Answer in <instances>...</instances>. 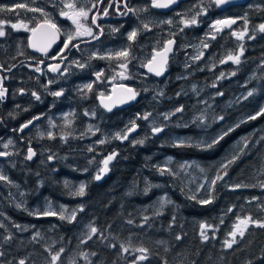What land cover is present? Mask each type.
<instances>
[{
    "label": "flooded vegetation",
    "instance_id": "flooded-vegetation-1",
    "mask_svg": "<svg viewBox=\"0 0 264 264\" xmlns=\"http://www.w3.org/2000/svg\"><path fill=\"white\" fill-rule=\"evenodd\" d=\"M48 1L32 0L38 4L32 5L30 9L41 11L29 9L27 11L29 14L25 17L23 14L16 16V10L11 9L9 5L5 7L6 0H0V9H4L0 11V21L3 22L0 23V28L5 32V35L0 37V78H3L2 85L7 90L5 97L0 99V118L12 119L11 127L6 129L9 136L5 137V140L12 139L17 156L16 167L20 169L19 173H14L12 170L13 178L23 184L22 188H25L23 191L27 194L28 200L31 198V203L35 194V182L38 183L37 191L43 194V199L50 197L48 190L50 187L58 189L62 195L70 194L78 199L85 197L92 183L112 181L114 162L109 163L108 171L102 174L100 180L95 179L100 173V167L101 169L104 167L102 159L116 152L119 157L122 149L136 145L138 141L153 144L155 150L152 153L156 152V155H160L159 151L164 150L166 146H200L190 141L165 143L163 140L171 131L187 135L197 129L195 121L190 116L193 108L188 99L192 96H186V93L179 95V89L192 85H210L209 88H212L217 75L219 78L216 85L221 96L219 99H224L225 95L229 94L228 99L224 100L235 97L236 108L250 104L251 111L245 114L244 118L255 116L256 118L253 119L255 125L252 129L256 132L260 129L257 118L259 116L264 118V114L257 115V113L264 109V32L259 30V25L264 24V0H227V3L220 6H217L214 0H176V3L167 8L152 7L151 0H63V2L58 0L55 3L58 8H52L53 4L46 3ZM66 3H75L77 9L80 7H84L85 10L91 9L88 19L81 20V23L91 27L94 36L98 38L89 35L79 36L61 52L67 34L76 30L70 19L60 15L62 10L69 15L72 14L71 9L64 7ZM125 3L134 11H127L124 7ZM105 10L107 15H104ZM198 12L201 14L197 15ZM194 15L197 24L186 27L182 20L191 19ZM93 16L96 17V25L99 27L92 24ZM45 18L52 20L60 29L58 41L49 48L47 55L30 46V38L33 35L30 29L41 24ZM218 20H234L235 23H231L230 26L218 25L221 30L215 31L212 25ZM168 21L172 23L169 24ZM13 24L17 25V28H13ZM145 24L148 25L147 29L144 28ZM113 29L118 30L113 31ZM133 30L137 31V35L134 40H129L128 35ZM245 30L243 39L233 35ZM169 40L174 43L169 45L172 50L167 56L166 72L160 76L148 72L149 61L164 49ZM47 42L46 40L38 45L43 46ZM73 44L79 47H72ZM205 44L208 46L205 47ZM113 46L121 51L127 50L129 53L127 59L122 61L111 59L109 55L113 52L108 50ZM241 46L243 55L240 56V63L237 64L229 60L228 56L230 53L239 54ZM227 47L228 51H226ZM92 48L98 50L96 55L99 56H87ZM146 54L149 57L143 59L142 76L155 84L171 87L169 97L172 98L166 102L170 106L166 109V114H170V117L165 119V112L161 107V113L164 115L163 123L151 124V126H148L143 117L146 115L148 104L153 105V103L148 99V95L141 94L134 82L122 78L121 73L125 77L126 68L120 67L121 64L128 63L131 68H138V59L133 57ZM54 56L57 58L52 59ZM197 56L200 58L196 59ZM40 61L43 63H39ZM86 62H88L86 67L76 69L74 73L75 68L73 71L72 63H77L79 66ZM57 64L60 65L59 70L50 71V66ZM36 67L41 71L37 72ZM116 67L121 69V72H116ZM73 73L76 75L70 80ZM97 73H101L99 78ZM79 81L87 82V85L91 82V90L85 87L76 95L73 87L74 83ZM115 85L135 88L137 100L126 107H117L109 111L101 105V100L111 96ZM213 90H216V87ZM57 91H62L63 94L59 97L51 94ZM248 91L253 94L248 96ZM33 92L40 97L39 100L32 95ZM82 92L85 95H82ZM177 108L183 110L177 112ZM65 109L68 110L67 114L62 112ZM187 109L189 114L185 113ZM58 113L60 116H57ZM132 116H135V119L131 123ZM36 117L40 119L30 128L21 130L24 124ZM50 117L52 123L56 124L50 125L48 122ZM124 120H127V123ZM222 120L224 122V119ZM169 123H173L174 126H169ZM55 125L61 127L55 128ZM91 125L97 127L96 133L88 132ZM182 125L187 126L181 127ZM221 125H217L218 132L219 129L222 131ZM40 126L47 128L43 142L51 150L58 152L57 157L47 154L41 157L39 149L41 142L34 141L30 135ZM115 127H119L120 130L115 134L112 132L111 138L108 133ZM155 127L162 128L163 131L156 135L152 131ZM131 129H136L133 135L130 133ZM51 132L54 135L50 138ZM118 133L121 137L127 134V139L117 138ZM3 141L4 138L0 135V150ZM138 145L144 146L142 143ZM29 147L35 151L36 157L33 160L26 159ZM81 153L83 156L77 157ZM67 154H72L73 157H68ZM91 154L94 159L87 158ZM0 159L6 161L7 155ZM39 167L41 169H38ZM82 181L85 182V194L75 195ZM42 183L48 185L42 186ZM22 208L27 207L22 206ZM31 209L32 213L34 208ZM29 221L28 225L31 226L29 230H33L38 220L32 218ZM23 225L17 222L12 224L15 230L8 224L6 227L21 234Z\"/></svg>",
    "mask_w": 264,
    "mask_h": 264
},
{
    "label": "trees",
    "instance_id": "trees-1",
    "mask_svg": "<svg viewBox=\"0 0 264 264\" xmlns=\"http://www.w3.org/2000/svg\"><path fill=\"white\" fill-rule=\"evenodd\" d=\"M228 97L229 94L224 99ZM250 111V104L243 105L242 108L234 105L228 107L223 112V130L218 132V136L215 133L210 135L219 142L207 150H200L197 146L174 145L162 150L164 154L173 155L178 162L189 159L201 161L215 178L218 174H225L222 165L236 157L228 165L223 181L216 182L211 192L204 197L191 191L190 193L188 186L177 173L169 170L161 174L159 169L167 168L157 167L162 163L159 162L158 155L152 153L155 146L147 144L145 147L131 145L125 150L122 149L114 163L112 181L92 183L85 197L78 199L70 194L62 195L58 189L50 187V197L43 199V194L37 191L38 183L35 182L32 203L44 204L48 201L55 205L66 202L67 205H74L77 202L83 205L84 211L77 220L93 222L98 229L84 248L115 264H264V228L249 223L243 238L237 235L236 244L231 248L224 246L225 239H231L228 233L234 221H237L236 218L250 216L252 220L264 222V189L261 187L264 184V118H257L260 129L256 132L252 129L255 120L244 118ZM11 123L10 117L0 118V135L3 138L9 136L6 129L11 127ZM214 129H218V126L210 129L209 133ZM225 133L227 134L224 135ZM221 136L223 139H219ZM9 176L14 179L12 171ZM150 179L160 182L164 190L153 189L147 192L146 183ZM46 184L48 185L42 183V186ZM20 185L23 184L20 182ZM237 185H240L239 189H231ZM161 192H165L168 201L162 213H144L156 195L160 197ZM13 194L9 189L6 190L0 180V203L6 205L10 220H3L0 234L11 237L7 241H22L27 245V240H23L20 232L8 231L5 224H29V219L32 218L38 220L32 231L41 229L45 232L51 227V233L62 237L61 240H65L67 236L75 239L73 231L76 234L79 232L78 228H74L76 221L69 222L67 217L61 219L57 215H42L43 211L31 213L27 208L12 204ZM192 196L196 199H190ZM204 199H211V203L198 202ZM145 217L148 219L145 220ZM129 220L132 223H128ZM202 223L212 226L207 229V241H203L200 236ZM3 228L7 229L3 231ZM177 236L181 239L178 240ZM109 239L113 241L112 244L108 242ZM39 241L41 239L34 238L35 243L32 245H43ZM119 244L129 245L134 249L146 248L148 251L123 252ZM2 245L10 247L3 256L4 261H7L11 249L14 251L13 258L21 254L20 245ZM137 255H146L147 259L139 260Z\"/></svg>",
    "mask_w": 264,
    "mask_h": 264
},
{
    "label": "rangeland",
    "instance_id": "rangeland-1",
    "mask_svg": "<svg viewBox=\"0 0 264 264\" xmlns=\"http://www.w3.org/2000/svg\"><path fill=\"white\" fill-rule=\"evenodd\" d=\"M57 1L58 0H49L46 3L53 4L52 8L54 7L58 8L57 6H55V3ZM4 3L6 4L5 7L9 5L11 9L16 10V16L23 14V16L25 17L28 16L29 13L27 11L30 9V7L32 5L38 4L37 2H32V0H8V1L6 0V2ZM21 4L25 5V7L23 8L18 7V5H21ZM81 31H83V29H81ZM72 33H75V32L72 31ZM228 49L229 48L227 47L226 51H228ZM108 51L113 52L109 56L111 59H114V60L122 61L124 59H127L128 57V56L127 57H116L115 54L117 52H121V50L117 49L115 46L111 47V49H109ZM96 53H98V50H96L95 48H92V50L88 53L87 56L89 57L99 56V55H96ZM148 57H149L148 54L137 55L133 57V58L138 59L139 66L138 68H131L130 65L126 63L127 67L126 69H124L125 71L124 75L125 77H127L126 79L129 82H134L136 84L141 94L148 95V99L153 103V105L148 104L146 114H149V115H148V118L145 119L147 121L148 126H151V124L158 125L160 123H163L162 116L166 114V111H167L166 109L170 107L169 104H167L166 102H169L172 98L169 97V89L171 90V87L165 84H155L148 78L144 79V77L142 76L144 73V71L141 69L143 66L142 62L144 58H148ZM87 63L88 62L83 64L85 65L84 67L87 66ZM93 66L95 67L94 64ZM71 67H72V70L73 68H75V71L73 70L74 73L76 72V69L84 68V67L83 68L79 67L77 63H72ZM120 70L121 69L117 68L116 72H121ZM74 73L71 75L70 80L74 79L76 75ZM218 78L219 76L217 75L215 78L216 82H214L213 84L214 86H212V88H209L210 85H205V86L192 85L189 87H182L181 89H179V93H178L179 95L181 93H186L185 94L186 96L188 95L192 96V98L188 99L190 101V104H192V108H193V113H191L190 116L192 117V120L195 121L194 123L196 124L197 129H195V132H193L192 134L190 133L187 135H180V134L175 133L174 131H171V133H169L166 136L163 142L165 143L166 142L181 143V142H186V141L196 142L200 144V146H198V149L207 150L209 148L207 145L212 143L213 140H216V139H213L210 135H213L215 133L218 136L219 135L218 129H214L210 133H209V129L216 128L215 125L216 126L218 124L221 125V122H223L222 119H224L223 112L228 107L233 106L236 101L235 97L229 100H224V99L219 100L221 96L218 94V90H217L218 88L216 85V83H218L217 81ZM223 79L224 78L222 77L221 80ZM210 83H213V82H210ZM74 85L75 86L73 87V91L77 95L81 91H83V89L85 88V85H87V82L79 81L78 83L75 82ZM101 87L102 86H100V89ZM214 87H216V90H213ZM82 95H85V94L82 92ZM192 100H194V102ZM150 106H151V109H149ZM154 106H157V107H154ZM161 107H162V110H164L165 112L164 115L163 113H161V110H160ZM62 112L67 114L68 110L65 109ZM185 113L189 114L188 109ZM57 116H60V113H58ZM221 117L223 118L221 119ZM51 119L52 118L50 117V120L48 121L50 125L56 124V123H52ZM134 119H135V116H132L130 119V122L132 123ZM124 121H126L127 123V120H124ZM169 124H170L169 126H174L173 123H169ZM180 124H178V126H180ZM184 126L186 125H182L181 127H184ZM57 127L60 128L61 126L55 125V128ZM204 127L206 128L204 129ZM119 130H120L119 127H115L112 131L108 133V136L110 137L111 135V138H112V132H114L115 134ZM89 131L92 133H96L97 127L91 125L88 129V132ZM46 133H47V128L45 126H40L37 128V130L31 132L30 135L34 141L41 142V145L39 146L41 157H44L47 154L55 158L57 157L56 155H58V152L54 149L51 150L50 147H48L47 144L43 142L44 141L43 138L45 137ZM219 133H221L220 129H219ZM51 134L54 135V133L52 132ZM9 141L12 142V139L5 140L4 138V141H3V144L0 150V152L8 153L6 161L0 159V175L7 177V180H1L2 185L6 187V190L9 189L11 192L14 193L12 197L13 200L11 199L12 204L15 203L21 207L26 206L29 210H32L31 207H33L34 208L33 210L38 213H41L42 211L56 213L55 215L57 216H60V214L63 213L65 217H70L73 213H75V219L72 220L71 222L76 221L74 228L76 229L78 228L79 232H77L76 234V231H73V234H75V239H72V237L67 236L65 240H61L62 237H58L57 235H53L51 233L52 232L51 227L50 229L47 228L45 232L41 229L40 230L35 229L34 231H32V229L29 230L31 228L30 225L24 224L23 225L24 227L21 230V234L23 235V240H27L26 241L27 245H25L22 241L20 242L7 241V240H10L11 237L10 239H8L9 236L4 237L0 234V240H2V242H0V253H3V255H0V264H19L20 260H24L25 264H52V260H51L52 255L55 254L57 251H59L61 248L64 251L60 254V257L55 262V264H115L113 261H110L106 259L105 257L96 255L94 252L84 248V246L88 244L91 239H93L95 234L92 235L91 239H88V236L91 234L90 227H94L93 222H85V221L83 222L80 219L77 220V217L80 216L81 212L84 211L83 205H80L76 202V204L70 205L68 207L67 204L55 205L53 202H48V201L45 202L44 204L40 202L34 205V202L33 204L31 203V198H29V200L27 199V194L23 191V189L25 188H22V185H20V183H18L17 181H15L9 176V172H11L12 170H14V173H19L20 171V169L18 170L16 167L17 162H15V158L17 156L15 154L16 151L13 149V142L9 144L8 143ZM5 144L8 145L7 148L4 147ZM142 144L144 145L143 147L147 145L146 142ZM133 146L138 147L139 145L138 143H136V145H133ZM159 152L161 154L158 156L160 158V162L162 163V165L157 166V167L161 168L162 166V167L167 168L168 170L173 171L174 173H177L181 177V179L184 181V183L188 186L189 192L191 191L194 194H201L202 197H204V195L209 194L211 192V189L214 187V185H211V181L215 179V175H213V173H211L210 175L209 169L205 167L201 161L189 159L187 161L179 160L178 162L177 159L173 155L166 154V153L164 154V151H159ZM115 154L116 155L114 159L111 161L114 163L116 162V159H117V152ZM153 154L156 155V152H153ZM67 155L68 157H73L72 154H67ZM82 156L83 154L81 153V155L80 156L78 155L77 157H82ZM87 158L94 159L92 154L89 155ZM106 158L107 157L103 158L102 162ZM182 165H184L185 167H181ZM99 170H101V167ZM221 176L223 178L220 180H217L216 182L223 181L225 174H222ZM84 183L85 182L82 181V183L79 184V187L82 184L85 186ZM146 189H147V192L153 189L163 191L164 186L160 182H153V180L150 179V181H147L146 183ZM231 189H239V188L232 187ZM16 198H18L17 201H16ZM167 202H168L167 195L165 194V192H161L160 197L157 196L154 199V201H152L151 206L145 209L143 212L150 213V214L162 213V210L164 206L167 204ZM5 207L6 205H4L3 203H0V225L4 224V221H3L4 219L9 220L8 218L9 215ZM81 208H83L82 211H80ZM237 222L238 221H234L233 225L236 224ZM6 225L7 224H5V226ZM10 227L14 230L12 226ZM10 227H8V231H11ZM5 230L6 229H4L3 231ZM27 234H28V237L26 238ZM34 238L41 239V241L39 242L42 243L43 245H32L35 243ZM81 241H85V242L82 243ZM108 242L110 244L113 243V241L112 240L110 241V239L108 240ZM3 243H8L12 245H20L22 249L21 254L16 255L13 258L14 251L11 249L9 257L7 258V261H4L3 256L7 252V250L10 249V247L2 245ZM120 245L121 244H119V246ZM123 245L128 248V252L132 253L133 251H137V249L129 247V245H125V244ZM26 247H27V250H25ZM82 254H87V258L85 259V256ZM138 256L139 255H137V257Z\"/></svg>",
    "mask_w": 264,
    "mask_h": 264
},
{
    "label": "snow or ice",
    "instance_id": "snow-or-ice-1",
    "mask_svg": "<svg viewBox=\"0 0 264 264\" xmlns=\"http://www.w3.org/2000/svg\"><path fill=\"white\" fill-rule=\"evenodd\" d=\"M174 3H176V0H151L152 7H155V8H167L171 4H174ZM214 3L217 6H220L222 4L227 3V0H214ZM18 7L23 8V7H25V5L21 4V5H18ZM64 7L68 8V9H71L72 10V14L69 15L68 12H65V11L62 10L60 15L61 16H66L68 19H70L72 21V23L76 26V30H75V33H68L67 34V38L64 41V48L61 49V52H63L65 49H67L69 47V45L71 44V42L74 39H76L77 37H79V36H82V35L94 36L92 28L91 27H86L85 24L81 23V20L86 21L88 19L89 11L91 9L85 10L84 7H80L79 9H77L75 3H66L64 5ZM93 7H95V5H93ZM124 7L127 9V11H134V9H130V8L127 7V3L124 4ZM3 10L4 9H0V11H3ZM30 10L31 11H41L40 9H30ZM203 11L204 10L202 9L201 12H203ZM201 12H198L197 15H200ZM107 14H108L107 10H105L104 15H107ZM122 14H126V13H122ZM0 23H3V22L0 21ZM168 23L171 24L172 22L168 21ZM182 23L186 27L187 26H191V25H195V24H197L196 16L195 15L192 16L191 19H184V20H182ZM231 23H235V21L234 20L233 21H220V20H218V21L215 22V24L212 25V28L215 31H220L221 29L217 27L218 25L230 26ZM92 24L96 25V17L95 16L92 17ZM96 26L99 27V25H96ZM12 27L13 28H17V25L13 24ZM44 27H47L48 29L51 30L50 33H49L50 39L48 40V42L45 45H43V46H39V45H37V43L33 42L32 39L30 38V46L32 48H34L36 51H39V52L43 53L44 55H47L49 48L51 47L52 43L55 42V39L59 35L60 29L57 28L56 24L54 22H52V20H50L48 18H45V20L41 24H38L36 27L30 29V31L32 32L33 36H35L36 33L38 32V30H40L41 28H44ZM144 28L147 29L148 25L145 24ZM81 29H83V31H81ZM117 30L118 29H113V31H117ZM259 30L264 32V24L259 25ZM245 33H246V30H245V32H241V33H233V35H236L238 39H243ZM4 35H5V32H4L3 28H0V37H2ZM136 35H137V31L133 30L132 32L129 33L128 39L129 40H134ZM94 38H98V37L94 36ZM212 38L214 39L215 36H213ZM172 43H174V41L169 40L167 42L166 46L164 47V49L161 52L157 53V55H160L163 58L162 59V63L160 64V66L158 68L154 69L153 67H151L153 61H155V59H156L155 55L153 56V60L149 61V71L150 72L154 71L156 75H161L163 73V71L165 70V66L167 64V53L171 52V50H172L171 47H169V45H171ZM207 46L208 45L205 44V47H207ZM72 47H77L78 48L79 46L73 44ZM115 55H116V57H127L129 55V53H128L127 50H123L121 52H117ZM201 55H202V53H201ZM241 55H243V47L242 46H241V48L239 50V54L233 55V54L230 53L229 56H228V59L232 60L234 63L239 64ZM56 58L57 57H55V56L52 57V59H56ZM61 58L63 59V57H61ZM100 58H104V57H100ZM199 58H200L199 56L196 57V59H199ZM39 63H43V61H40ZM84 66L85 65H83V64L79 65V67H81V68H83ZM120 67L121 68H126L127 65L126 64H121ZM59 68H60L59 64L54 65V66H50V71L56 72V71L59 70ZM35 70L37 72L41 71V69L39 67H36ZM96 75H97V78H99L101 73H97ZM121 76H122V78H127V77L123 76V73H121ZM2 79L3 78H0V99H3L5 97V95H6V92H7V90L2 85ZM50 83H51V81H50ZM85 87L88 88L89 90H91L92 85L88 84V85H85ZM21 91H23V90H21ZM127 91L130 93V95L127 97V99H129V100L135 99V96L137 95V93L133 89H127ZM51 94L53 96L59 97V96H61L63 94V92L62 91H57V92H53ZM252 94H253L252 92H249L248 96H251ZM32 95L35 96L37 100L40 99V97L35 92H33ZM245 98H247V97H245ZM121 102H124V101H121ZM104 107L108 108L109 111L111 110V107L108 104H105ZM182 110H183L182 108H177L176 109L177 112H180ZM172 114H174V113H172ZM260 114H264V109H261V111L259 113H257V115H260ZM86 115H87V113H86ZM148 115L149 114H146L143 118L147 119ZM169 115L170 114H165V119H168ZM222 118L223 117H221V119ZM255 118H256L255 116L250 117V119H255ZM30 123H32V121L28 122V124H30ZM28 124L23 125L21 127V130H23L24 127H27ZM134 127H135V124L133 123V128ZM152 131L154 133H158V132L162 131V129L159 128V127H155V128L152 129ZM226 134L227 133H225L224 135H226ZM49 137L50 138L52 137L51 133H49ZM117 138L127 139V134H125L123 137H121L120 134L118 133L117 134ZM219 139H223V136H221ZM218 142H219L218 139L217 140H213L212 143L208 144L207 146L208 147H212L213 144L218 143ZM8 143L11 144L12 142L9 141ZM100 143H104V141H100ZM138 143H143V141H138ZM4 147L7 148L8 145L5 144ZM5 155H8V153L0 152V156H5ZM34 155H35L34 151L29 147L28 155H27L26 159L31 160ZM115 155L116 154L113 153V154L109 155L103 161L104 167L100 170V173H98L96 175V177H95L96 180H100L102 178V174L106 173L108 171V165L114 159ZM49 159H51V157H49ZM235 159H236V157L234 156L226 164L222 165V168L225 170V174H226V169H227L228 165L233 163L235 161ZM181 167H185V166L182 165ZM159 171L161 172V174H164L165 172H167L169 170L168 169H159ZM222 178L223 177L218 174L216 176V178L211 181V185H215L216 181L220 180ZM0 180H7V177L3 176V175H0ZM237 187H240V185H237ZM261 187H264V184H262ZM146 191H147V189H146ZM74 194L78 195V196H83L85 194V186L83 184L80 185L79 189ZM190 199H196V197L192 196V197H190ZM198 202L201 203V204H208V203H211V199H204V200H200ZM82 210H83V208L80 209V211H82ZM229 211H231V209H229ZM55 214L56 213H52V212H48V211H45L44 213H42V215H55ZM157 214H159V213H157ZM60 218L61 219H66V217L63 215V213L60 214ZM67 219H68L69 222L74 220L75 219V213H73L70 217H67ZM144 219L147 220L148 218L145 217ZM237 221L238 222L233 225L232 230L228 233V235H229V237H231V239H225V241H224V246L226 248H231L233 246V244L237 243V239H236L237 235H239L241 238H243V236L245 234V230L249 226V223L254 224L257 227L264 228V222L252 220V218L250 216L249 217H245V218H239L238 217ZM128 223H132V221L129 220ZM0 227H3V225H0ZM211 227H212L211 225H207V224H203V223L200 225V229H201L200 236H201V239L203 241H207L209 239V236L207 235V229H209ZM97 232H98V229L96 227H90V233L91 234L88 236V239H91L92 235L96 234ZM176 238L178 240L181 239L180 236H177ZM8 239H10V237ZM81 242L84 243L85 241H81ZM112 246L115 247V245H112ZM120 248L122 249L123 252H128V248L125 247L123 244L120 245ZM63 251L64 250L61 248L59 251H57L55 254L52 255V257H51L52 264H55V262L59 259L60 254ZM137 251H139L140 253H147L148 250L146 248H139V249H137ZM0 255H3V253H0ZM82 255L85 256V259L87 258V254H82ZM137 259L144 260V259H147V256L146 255H141ZM19 264H25V261L24 260H20ZM165 264H167V262H165Z\"/></svg>",
    "mask_w": 264,
    "mask_h": 264
},
{
    "label": "water",
    "instance_id": "water-1",
    "mask_svg": "<svg viewBox=\"0 0 264 264\" xmlns=\"http://www.w3.org/2000/svg\"><path fill=\"white\" fill-rule=\"evenodd\" d=\"M50 31L51 30L48 29L47 27L41 28L40 30H38V32L36 33L35 36L32 35L31 39L33 42L37 43V45L39 43H42L43 41L46 42V40L48 41L50 39V35H49ZM58 37H59V35L55 39V42L52 43V45L57 43ZM52 45H51V47H52ZM155 56H156V59H155V61H153L152 65H151V67H153L154 69H156L160 66V64L162 63V59H163L162 56L157 55V53L155 54ZM167 56H168V53H167ZM147 70H148V72H150L149 71V65L147 67ZM165 72H166V67H165V70L163 71L162 74H164ZM150 73L155 74L154 71H151ZM157 76H160V75H157ZM127 89H133L136 92V89L133 87H129L126 85H115L113 87V93L111 94V96L103 98L101 100V105L104 107L105 104H108V105H110L111 110H113L117 107L123 108V107H126L128 105L133 104L137 100V95L135 96V99H131V100L127 99V97L130 95V93L127 91ZM121 101H124V102H121ZM106 109H108V108H106ZM39 119H40V117H36L33 120H31L32 123L28 124V122H27L26 124H28V126L24 127V129L30 128L31 125ZM162 131H163V129H162ZM162 131L155 133V134L159 135ZM135 132H136V129H131V131H130L131 134H134ZM31 149L34 151V149L32 147H31ZM34 153H35V151H34ZM1 157H3V156H0V158ZM35 157H36V155H34L31 160H33Z\"/></svg>",
    "mask_w": 264,
    "mask_h": 264
},
{
    "label": "bare ground",
    "instance_id": "bare-ground-1",
    "mask_svg": "<svg viewBox=\"0 0 264 264\" xmlns=\"http://www.w3.org/2000/svg\"><path fill=\"white\" fill-rule=\"evenodd\" d=\"M180 100V99H179ZM220 100V99H219ZM159 107V106H158ZM170 117V116H169ZM244 121V120H243ZM167 124V123H166ZM187 126V125H186ZM196 126V125H195ZM185 132V131H184ZM159 145V144H158ZM167 150V149H166ZM263 168V167H262ZM177 178V177H176ZM178 182V181H177ZM149 184V183H148ZM171 184V183H170ZM59 186V185H58ZM187 187V186H186ZM175 189V188H174ZM157 197V196H156ZM69 225V224H68ZM77 225V224H76ZM76 245V244H75Z\"/></svg>",
    "mask_w": 264,
    "mask_h": 264
}]
</instances>
